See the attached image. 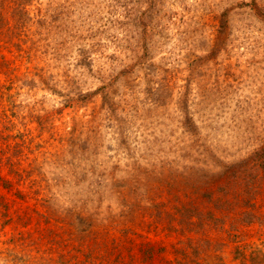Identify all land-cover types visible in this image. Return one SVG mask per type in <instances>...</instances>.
<instances>
[{
    "label": "rangeland",
    "instance_id": "374dc122",
    "mask_svg": "<svg viewBox=\"0 0 264 264\" xmlns=\"http://www.w3.org/2000/svg\"><path fill=\"white\" fill-rule=\"evenodd\" d=\"M29 1L9 35L25 54L0 44V264H248L235 249L264 227L231 224L244 188L227 177L264 139V0ZM102 80L104 107L64 108ZM222 185L225 230L192 254L178 211Z\"/></svg>",
    "mask_w": 264,
    "mask_h": 264
},
{
    "label": "trees",
    "instance_id": "16d2710c",
    "mask_svg": "<svg viewBox=\"0 0 264 264\" xmlns=\"http://www.w3.org/2000/svg\"><path fill=\"white\" fill-rule=\"evenodd\" d=\"M29 0H13V1H2L0 0V44H3L7 47H13L15 49L16 58H22L21 55L25 54L24 50L21 47V36H15L12 38L11 35L14 32H22L26 29V21H28L29 17ZM14 21V25H10L8 22ZM17 35V33H14ZM13 35V34H12ZM19 35V34H18ZM8 36V37H7ZM14 41H16L14 43ZM9 51V49H7ZM13 54V53H12ZM2 67L8 68L9 72H13V69L9 67L11 63L9 60L1 57ZM145 62L140 63L143 65ZM142 67V66H141ZM123 74H127V70L124 69ZM2 76H4L3 72H0ZM111 82V81H110ZM107 81H100V85L95 88L94 90H87V91H77L73 93V96L69 94L64 96V108L72 109L77 105H83L96 97L101 98L102 107L105 106V103L108 101L110 95V88L113 87L115 83ZM53 92L54 89H51ZM256 171L260 175V179L264 180V139L262 144L255 150H253L247 157V159L240 164L236 165L233 170L228 173L227 180L232 182L231 186L239 185L242 183L241 186L244 188V197L240 199L239 203L244 208V211L241 213L240 217L232 222L231 224H235L242 227H250L252 225L263 226L264 227V217H261L258 212L255 204H251V200L254 197V192L256 188V182L258 181L257 175L255 174ZM13 174V171H11ZM15 175V174H13ZM1 180V179H0ZM238 180V182H237ZM8 183V182H7ZM9 184V183H8ZM4 189L10 190L9 187H6L4 184L2 186ZM226 186H220L218 191V197L215 196L212 192H206L203 194V199L206 203L213 206L211 210L201 212L196 209H191L188 207H183L181 210L178 211L179 213V220L178 224L185 232L190 235L187 237L186 248L192 250V254L196 255V247H194L193 243L196 241L195 237L200 234V236L205 232V228L216 227L222 228L225 230V225L223 224V219L220 215L217 214L216 211L224 209L225 211L231 210V204L229 202V193L226 189ZM229 189V186H228ZM224 199V205H218L219 200ZM0 197V202H1ZM220 212V211H219ZM221 214V212H220ZM230 226V225H229ZM217 227V228H218ZM231 227V226H230ZM232 228H235L232 225ZM239 228V227H237ZM203 230V231H202ZM226 232V231H225ZM192 236H195L194 239ZM201 240H204L201 238ZM206 241V240H204ZM264 247L261 248H253L251 246H243L236 247L235 249V258L242 262H246L248 264H264ZM144 257L146 260H150L152 257L151 250L144 252ZM182 257L188 259L187 255L183 254ZM176 264H182L178 262Z\"/></svg>",
    "mask_w": 264,
    "mask_h": 264
}]
</instances>
